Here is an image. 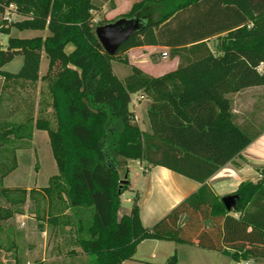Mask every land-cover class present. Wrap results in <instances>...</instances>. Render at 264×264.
<instances>
[{
	"label": "trees",
	"instance_id": "16d2710c",
	"mask_svg": "<svg viewBox=\"0 0 264 264\" xmlns=\"http://www.w3.org/2000/svg\"><path fill=\"white\" fill-rule=\"evenodd\" d=\"M11 6L24 19L2 29L8 39L0 49V69L22 55L17 75L35 81L41 56L49 58L56 128L41 120L37 127L49 132L63 179L57 186L73 212L77 246L94 258L90 264H124L145 239L195 244L236 262L264 261V171L259 181L239 185L231 211L205 183L264 132L237 122L232 99L244 89L264 86V72L258 70L264 62V0H142L119 18L138 15L144 26L114 56L95 33L97 24L112 20L95 23L91 0H0V13ZM12 28L49 34L18 38ZM149 45L168 47L170 56L179 58L177 69L154 77L132 65L125 79L116 76L112 60ZM121 60L128 63L126 57ZM138 92L151 101V133L130 110ZM190 156L201 159V176L180 166L181 158L187 162ZM129 160L164 166L202 186L146 228L137 199L129 214L119 216ZM175 260L174 255L165 264Z\"/></svg>",
	"mask_w": 264,
	"mask_h": 264
},
{
	"label": "rangeland",
	"instance_id": "374dc122",
	"mask_svg": "<svg viewBox=\"0 0 264 264\" xmlns=\"http://www.w3.org/2000/svg\"><path fill=\"white\" fill-rule=\"evenodd\" d=\"M15 9V6H11L5 13H0V49L7 46L8 39V35L3 33L2 29L7 28L11 22L24 19ZM92 13L95 23L107 20L102 13L99 15L96 12ZM10 33L18 38L42 36L45 39L49 31H19L12 28ZM210 42H213L212 46L217 44L215 39ZM164 51L158 49L148 60L163 61ZM125 57L128 63L121 60ZM171 59L172 57L168 60ZM130 61L132 60L126 52L112 60L114 73L122 80L131 73ZM23 64L24 57L20 55L0 69V264H90L94 258L83 253L75 242L74 215L72 210L67 208L68 202L63 187L59 188L63 184V179L58 171L49 132L37 127V121L41 120L49 121L50 128H56L50 92L53 75L47 76L49 58L45 53L41 56L39 77L35 81L17 75ZM169 64L163 63L157 70L164 69ZM262 64L263 73L264 62L261 63L260 69ZM4 72L11 74L6 76ZM256 96H260V99L252 101L250 97L249 107L242 106L240 102L238 107L250 113L249 110L255 104L253 115L256 118V126L253 131H263L264 86L255 92V98ZM140 97L136 93L132 95V99L136 101ZM145 99L149 97L146 96ZM233 101L235 106V99ZM138 102L136 107L141 122L139 123L137 119L136 122L141 127L144 126V121L148 124V114L145 100ZM130 110L134 111L132 103ZM12 166H15V169L5 178H1V175ZM131 168L132 175L138 172L139 177L141 172L139 166L132 163ZM258 170L259 175L256 174L253 182L263 177L264 166ZM122 177L124 180V175ZM57 183L61 185L57 186ZM235 192L236 190L232 193ZM135 196L136 193L126 190L120 197L119 211L130 210ZM231 214L237 216L235 212ZM55 218H58L57 223L52 222ZM175 243H172V248L175 247ZM179 249L181 251V248ZM173 255H176L174 251ZM229 261L233 264L231 259ZM247 264H264V261L253 260Z\"/></svg>",
	"mask_w": 264,
	"mask_h": 264
},
{
	"label": "crops",
	"instance_id": "0c3cea01",
	"mask_svg": "<svg viewBox=\"0 0 264 264\" xmlns=\"http://www.w3.org/2000/svg\"><path fill=\"white\" fill-rule=\"evenodd\" d=\"M91 1L96 7L93 12H96L98 15L102 13L107 20L113 21L128 14L133 5L142 0ZM210 41L209 46L214 49L215 46H212L211 43L213 42ZM158 49H163L168 53L170 52L168 47L149 45L129 49L126 54L129 56V59L132 60L130 61L131 65L141 68L151 76L159 77L169 71L176 70L179 64V58L172 57L171 60H168L171 58L169 53L167 58L162 57L163 61H153V59L149 61L148 59L151 58L150 55ZM67 50L72 51L73 47L68 45ZM166 62L170 64L164 69L157 70L159 66ZM260 87L261 86L250 87L232 95V99H235V106L233 107L237 122L255 126L256 118L253 114L256 105L254 104L253 108L249 110L251 112L247 113L246 109H240L238 107V103L240 102L242 106H248L250 97L253 99L252 101L256 99L259 100L260 96H256L255 98V92L260 90ZM136 94H138L139 97L141 96L140 99L137 100V102L139 101L138 103L145 100L146 113L148 114V107L151 103L150 99H145L146 96L142 92ZM136 106L137 104L134 105V113L136 119L140 123V114ZM141 127L144 128L143 130L145 132L151 133L149 116L148 124L144 121V126L141 125ZM201 162L200 158L190 156L187 162L184 158H181L180 166L194 175L201 176L202 172L198 170L199 165L202 164ZM132 163L139 166L141 171L139 177L138 172H136V174L134 173V176L132 175ZM262 166H264V132H262L241 155L221 167L210 176L205 183L215 195L223 198L237 190L241 183L255 180L256 174L259 175L258 168ZM128 170V174H126L127 177L126 175L124 176L129 183L127 190L136 193L133 200L137 199L141 222L146 228L153 227L187 197L197 192L202 186L199 180L187 177L186 175L161 165L154 166L144 160H129ZM131 209H124L125 211L122 212H120V209L119 216L121 217L124 214H129ZM173 242L174 241L170 240L145 239L139 243L134 258L124 261V264H165L170 257L174 256L173 251L176 253L175 264H230V259L233 264H238L231 256L222 252L203 249L195 244L177 242H174L176 245L172 248ZM179 248H181V251ZM210 253H214L215 255H209ZM248 261L250 263L252 262V260Z\"/></svg>",
	"mask_w": 264,
	"mask_h": 264
},
{
	"label": "water",
	"instance_id": "95a60500",
	"mask_svg": "<svg viewBox=\"0 0 264 264\" xmlns=\"http://www.w3.org/2000/svg\"><path fill=\"white\" fill-rule=\"evenodd\" d=\"M144 26V19L136 15L133 18H118L115 21L97 24L95 33L105 51L114 56L124 42ZM127 177V175H126ZM123 182H127L124 179ZM238 195L230 194L222 198L227 210L231 211L237 203Z\"/></svg>",
	"mask_w": 264,
	"mask_h": 264
},
{
	"label": "built area",
	"instance_id": "2783aa9c",
	"mask_svg": "<svg viewBox=\"0 0 264 264\" xmlns=\"http://www.w3.org/2000/svg\"><path fill=\"white\" fill-rule=\"evenodd\" d=\"M168 56H169V54H168L167 51L163 52V54H162V57H163V58H167ZM262 63H263V62H262ZM260 65H261V64H260ZM258 70H259V72L262 73V71H263V64H262V69H260V66H259V67H258ZM136 103H137V101L132 99V104H133V105H136ZM240 262H244L245 264H247L249 261H240ZM240 262H238V264H239Z\"/></svg>",
	"mask_w": 264,
	"mask_h": 264
}]
</instances>
